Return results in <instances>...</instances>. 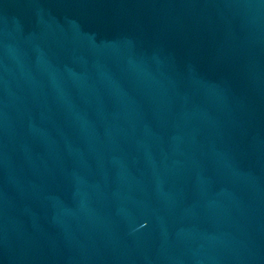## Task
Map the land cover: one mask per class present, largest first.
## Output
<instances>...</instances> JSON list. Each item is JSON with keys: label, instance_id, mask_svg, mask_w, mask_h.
<instances>
[{"label": "water", "instance_id": "water-1", "mask_svg": "<svg viewBox=\"0 0 264 264\" xmlns=\"http://www.w3.org/2000/svg\"><path fill=\"white\" fill-rule=\"evenodd\" d=\"M0 264H264V0H0Z\"/></svg>", "mask_w": 264, "mask_h": 264}]
</instances>
